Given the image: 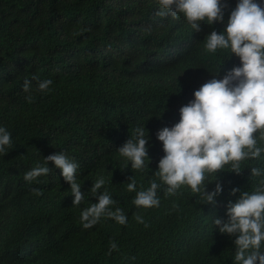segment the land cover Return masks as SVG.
Segmentation results:
<instances>
[{
    "label": "trees",
    "instance_id": "1",
    "mask_svg": "<svg viewBox=\"0 0 264 264\" xmlns=\"http://www.w3.org/2000/svg\"><path fill=\"white\" fill-rule=\"evenodd\" d=\"M227 5L228 18L232 4ZM158 8L157 0H0V124L13 140V148L0 156V264H236L237 234L222 233L215 220L227 221L230 202L258 188L264 152L241 161L239 172L229 162L206 173L205 193L217 184L224 188L212 202L186 185L174 195L166 194L165 184L156 189L159 207L152 208L134 205L136 193L127 190L134 177L138 189L149 187L152 171L131 168L118 175L122 160L111 161V136L124 116H148L142 103L152 105L151 72L157 70L179 84L182 74L193 72L190 66L201 65L224 77L240 64L228 50L212 53L201 47L200 41L220 26L218 22L201 21L197 30L182 14L157 16ZM192 40L199 58L190 52L178 59L180 48ZM34 77L52 80L51 91H38ZM25 79L32 81L30 93L23 90ZM154 79L161 81L157 74ZM196 79L200 85L207 82ZM29 94L31 101L26 99ZM154 114L151 125L169 118L170 109L156 107ZM61 149L80 168L91 169V175L104 171L103 165L115 166L104 188L116 200L114 207L126 213V224L102 217L74 236L66 225L70 222L62 224L54 208L55 202L66 199L62 192V200L56 201L58 190H52L49 173L31 186L23 179L27 170ZM53 165L47 162L49 169L54 170ZM253 167L262 170L261 176L253 175ZM51 192L52 197L46 195ZM113 241L118 247L109 254Z\"/></svg>",
    "mask_w": 264,
    "mask_h": 264
},
{
    "label": "clouds",
    "instance_id": "2",
    "mask_svg": "<svg viewBox=\"0 0 264 264\" xmlns=\"http://www.w3.org/2000/svg\"><path fill=\"white\" fill-rule=\"evenodd\" d=\"M227 2L232 4L228 18L224 16ZM157 3V16L179 18L182 14L193 29L199 30L201 21L218 22L220 26L211 29L200 41L201 47L212 53L228 50L239 57L240 64L224 77L201 65L190 66L193 72L182 74L179 84H173L157 70L151 72V87L155 89L152 105L142 103L149 111L147 118L139 112H128L123 125L112 134L108 151L112 162L122 160L118 167L124 172L119 171L118 175L131 168L146 167L152 171L154 180L147 188L138 189L135 177L127 183V190L136 193L133 203L138 207H159L156 189L165 184L166 194L174 195L182 185H187L192 192L200 193L202 200L212 202L222 188L217 184L214 191L205 193L206 173H214L229 162L239 172L241 161L259 158L264 152V0H224L223 3L222 0H157ZM179 51L178 59L187 58L190 52L198 57L195 40ZM155 74L161 81L154 79ZM198 76L207 78V82L201 81L200 85ZM34 78L38 91H51L52 80ZM31 89L32 81L25 79L23 90L30 93ZM26 99L31 101L33 97L29 94ZM156 107L169 108L170 116L151 125L148 122L156 118ZM12 148V133L0 124V156ZM48 161L54 162L51 166L54 170L49 169ZM103 168L104 171L91 175V169L80 168L61 149L27 170L23 179L31 184L49 173L52 190H58L56 201H60V193L65 195V203L55 202L54 206L62 224L70 222L66 225L72 235L81 236L83 228L93 227L102 217L112 218L121 225L127 223L126 213L114 207L116 200L104 188L105 178L115 166L103 165ZM252 173L261 176L262 170L253 167ZM254 189L243 192L235 203L230 202L227 221L215 220L222 233L237 234L236 264H257V261L264 264V177ZM32 192L42 194L39 188H32ZM55 192L46 195L52 197ZM136 220L144 222L140 215ZM117 247L111 242L109 254Z\"/></svg>",
    "mask_w": 264,
    "mask_h": 264
},
{
    "label": "bare ground",
    "instance_id": "3",
    "mask_svg": "<svg viewBox=\"0 0 264 264\" xmlns=\"http://www.w3.org/2000/svg\"><path fill=\"white\" fill-rule=\"evenodd\" d=\"M154 7H156V6H154ZM15 13V12H14ZM16 14V13H15ZM148 20V19H147ZM155 20V19H154ZM157 20V19H156ZM175 22V21H174ZM130 26V25H129ZM1 28V27H0ZM131 28V27H130ZM54 30V29H53ZM131 31V30H130ZM135 31V30H134ZM154 34V33H153ZM57 38V37H56ZM74 40V39H73ZM147 40V39H146ZM126 54V53H125ZM124 59V58H123ZM2 63V62H1ZM230 63V62H229ZM239 63V62H238ZM67 65V64H66ZM1 74V73H0ZM3 74V73H2ZM6 74V73H5ZM4 74V75H5ZM3 79V78H2ZM131 88V87H130ZM122 90V89H121ZM125 94V93H124ZM113 95V94H112ZM104 96V95H103ZM127 96V95H126ZM104 99V98H103ZM126 99V98H125ZM93 100V99H92ZM95 100V99H94ZM105 100V99H104ZM89 102H90V100H89ZM99 103V102H98ZM92 104V103H91ZM100 104V103H99ZM105 104H107V103H105ZM111 104V103H110ZM103 105V104H102ZM129 105V104H128ZM111 106V105H110ZM5 107V106H4ZM133 107V106H132ZM107 109V108H106ZM136 109V108H135ZM145 109V108H144ZM141 111V110H140ZM143 113V112H142ZM143 115V114H142ZM44 119V118H43ZM44 123V122H43ZM73 127H74V125H73ZM48 134V133H47ZM97 138V137H96ZM35 161V160H34ZM38 161V160H37ZM35 163V162H34ZM88 164V163H87ZM4 167V166H3ZM4 169V168H3ZM225 170V169H224ZM222 172V171H221ZM225 172V171H224ZM115 173V172H114ZM226 174V173H225ZM212 176V175H211ZM227 176V175H226ZM253 176V175H252ZM221 178V177H220ZM230 178V177H229ZM248 178V177H247ZM209 181H210V179H209ZM204 182V181H203ZM206 182V181H205ZM224 182V181H223ZM211 183H212V181H211ZM30 185V184H29ZM141 185V184H140ZM222 185V184H221ZM31 186V185H30ZM33 186V185H32ZM187 186V185H186ZM27 187V186H26ZM211 187V186H210ZM213 187V186H212ZM224 189V188H223ZM222 189V190H223ZM211 190V189H210ZM208 191V190H207ZM23 192V191H22ZM25 192V191H24ZM178 192V191H177ZM187 195V194H186ZM195 195H196V193H195ZM54 199V198H53ZM190 200V199H189ZM194 200V199H193ZM30 201V200H29ZM172 201H173V199H172ZM224 201V200H223ZM174 202V201H173ZM225 202V201H224ZM177 203H178V201H177ZM41 209V208H40ZM33 211V210H32ZM38 211V210H37ZM34 214H36V212L34 213ZM38 214V213H37ZM208 214V213H207ZM54 215V214H53ZM224 218V217H223ZM212 219V218H211ZM210 219V220H211ZM164 221V220H163ZM213 222V221H212ZM162 224V223H161ZM177 227V226H176ZM181 228V227H180ZM112 234V233H111ZM6 243V242H5ZM5 245V244H4ZM218 245V244H217ZM190 246V245H189ZM236 246V245H235ZM188 247V246H187ZM185 248V247H184ZM194 248V247H193ZM230 248V247H229ZM225 250V249H224ZM235 251V250H234ZM210 252V251H209ZM224 252V251H223ZM95 253V252H94ZM93 254V253H92ZM184 254H185V252H184ZM225 254V253H224ZM191 255V254H190ZM209 255H210V253H209ZM212 255V254H211ZM210 255V256H211ZM97 257H98V255H97ZM235 257V256H234ZM52 258V257H51ZM92 258H94L93 256H92ZM209 258V257H208ZM226 260V259H225ZM219 261H220V259H219ZM224 263V262H223ZM214 264V263H213Z\"/></svg>",
    "mask_w": 264,
    "mask_h": 264
}]
</instances>
